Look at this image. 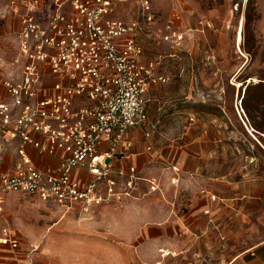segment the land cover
<instances>
[{
  "label": "rangeland",
  "instance_id": "rangeland-1",
  "mask_svg": "<svg viewBox=\"0 0 264 264\" xmlns=\"http://www.w3.org/2000/svg\"><path fill=\"white\" fill-rule=\"evenodd\" d=\"M20 1L0 0V34L8 33L0 53L4 71L16 55L14 32L20 22L11 5ZM154 5V32L140 38L144 59L156 62L169 79L154 90L149 107L156 150L174 153L184 142L222 140L217 148L222 173L261 188L262 199L252 206L254 218L244 228H233L239 234H218L212 251L209 244L194 242L193 235L183 242L187 233L178 226L170 228L169 244L161 228L149 227L151 216L159 219L172 207L169 174L158 168L151 178L163 193L145 197L139 190L88 210L8 194L0 227L7 224L26 248H36L41 264H226L264 239V0H154ZM173 15L184 34L178 47L160 37ZM119 16L138 18V0L124 4ZM164 249L171 253L164 256Z\"/></svg>",
  "mask_w": 264,
  "mask_h": 264
},
{
  "label": "built area",
  "instance_id": "built-area-1",
  "mask_svg": "<svg viewBox=\"0 0 264 264\" xmlns=\"http://www.w3.org/2000/svg\"><path fill=\"white\" fill-rule=\"evenodd\" d=\"M129 1L12 2L20 26L11 69L0 67V212L11 193L88 210L133 197L141 183L148 194L161 191L136 165H123L132 130L142 131L153 151L150 94L169 81L156 62L143 61L140 36L156 24L153 0H138V18L116 17ZM177 20L171 16L160 36L176 47L184 40ZM5 38L0 34V53ZM164 167L178 185L180 167ZM0 246L17 251L21 238L2 226ZM36 252L28 250L29 264Z\"/></svg>",
  "mask_w": 264,
  "mask_h": 264
},
{
  "label": "crops",
  "instance_id": "crops-1",
  "mask_svg": "<svg viewBox=\"0 0 264 264\" xmlns=\"http://www.w3.org/2000/svg\"><path fill=\"white\" fill-rule=\"evenodd\" d=\"M127 3L118 5L116 17L127 20L119 16L120 8ZM213 15H217V12H213ZM180 26L178 23L181 31ZM164 30V33H166L165 26ZM143 61H146L144 56ZM158 86L152 88L151 100L154 90ZM139 135L141 136L140 140ZM129 139H131L133 145L128 150L129 156L123 165H136L141 170L142 176L147 178L153 176L152 171L154 168L162 169L169 174L173 186V193L169 200L172 205L170 213L162 215L159 219L151 216L149 225V227L161 228L163 230L162 238H165V236L170 238L166 239V242L173 243L170 237L173 233H170V228L178 226L183 227L187 233L183 242L192 238L193 235L194 242L199 243L201 246L202 244H209L210 251H212L218 244L216 238L218 234H239L240 231L233 230V228H244L250 224V220L254 218L252 206L262 199L261 188H249L245 183L237 182L232 173H228V171L222 173L217 161L221 156H219L217 148L222 140L211 142L208 139H198L184 142L174 153H169L167 151L159 152L156 150L155 145L153 151H148V141L140 130L130 131ZM209 143H212L210 147ZM33 155L36 158L38 157L34 152ZM206 159L209 160V163L204 166L203 163ZM5 164L6 166L13 164L11 156ZM165 164L180 167L178 185L172 183L174 173L165 168ZM205 189L207 193H203ZM147 191L146 184L141 183L140 192L144 193L145 197H149ZM158 193H163V189L161 188ZM212 195L217 197L216 200L211 199ZM206 211H208V214L205 213ZM13 232L20 236L21 246L17 251H13L7 246H0V264H29V248H26L23 243V237L16 230H13ZM151 236L154 237L153 232H151ZM33 260V264H41L37 252L33 254ZM226 264H264V239L253 246L247 247Z\"/></svg>",
  "mask_w": 264,
  "mask_h": 264
},
{
  "label": "bare ground",
  "instance_id": "bare-ground-1",
  "mask_svg": "<svg viewBox=\"0 0 264 264\" xmlns=\"http://www.w3.org/2000/svg\"><path fill=\"white\" fill-rule=\"evenodd\" d=\"M240 42H241V36H240V39H239V44H240ZM240 46V45H239ZM240 50H242V49H240ZM238 86H240V83H238ZM161 252H163L164 253V256H166V255H168V254H170L171 252L169 251V250H161Z\"/></svg>",
  "mask_w": 264,
  "mask_h": 264
}]
</instances>
